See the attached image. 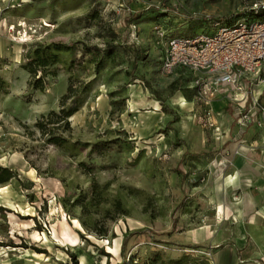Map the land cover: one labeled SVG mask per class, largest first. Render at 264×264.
Masks as SVG:
<instances>
[{
	"label": "rangeland",
	"instance_id": "rangeland-1",
	"mask_svg": "<svg viewBox=\"0 0 264 264\" xmlns=\"http://www.w3.org/2000/svg\"><path fill=\"white\" fill-rule=\"evenodd\" d=\"M7 2L0 5V21L8 23L3 33L10 39L8 56L0 57L6 82L0 93V166L17 178L0 185V207L8 210L0 213V264H72L70 252L79 264H122L125 240V264H214L213 249L192 243L203 215L206 183L199 174L208 165L201 158L207 153L188 151L209 149L210 133L219 126L211 127L213 114L194 102L192 79L162 74L157 28L186 39L193 37L189 22L198 20L196 30L212 36L217 29L201 18L239 15L255 0ZM133 13L157 21L136 25L130 22ZM253 19L263 21L264 13ZM23 29L31 35L25 43L18 41L26 39ZM108 43L117 48L111 57L96 56L103 61L97 74L83 45ZM50 44L75 46L76 65L71 70L73 56L61 53L57 80L44 93H33L23 66L40 45ZM138 49L147 59L139 73L161 98L128 75ZM70 79L91 82V91L70 119L71 131L62 134L67 145L53 146L36 123L59 111ZM113 101L124 102L122 110ZM97 144L109 145L101 158ZM94 184L103 192L100 200L92 199ZM104 228L108 235L102 237L96 231ZM12 243L19 247L5 246Z\"/></svg>",
	"mask_w": 264,
	"mask_h": 264
},
{
	"label": "crops",
	"instance_id": "crops-1",
	"mask_svg": "<svg viewBox=\"0 0 264 264\" xmlns=\"http://www.w3.org/2000/svg\"><path fill=\"white\" fill-rule=\"evenodd\" d=\"M7 25V19L0 21V57L8 56L10 39L3 33ZM171 75L192 79L188 88L196 102L195 74L178 68ZM249 92L246 107L253 98L264 106V72L250 83ZM235 108L236 104L220 94L211 104V120L218 123L221 134L210 133L209 149L192 147L188 151L195 156L207 153L201 158L208 164L199 174L206 183L202 187L203 215L192 243L213 249L214 264H264V132L256 125L240 127Z\"/></svg>",
	"mask_w": 264,
	"mask_h": 264
},
{
	"label": "built area",
	"instance_id": "built-area-1",
	"mask_svg": "<svg viewBox=\"0 0 264 264\" xmlns=\"http://www.w3.org/2000/svg\"><path fill=\"white\" fill-rule=\"evenodd\" d=\"M244 9L258 15L264 11V0H255ZM214 27L217 31L212 36L202 33L193 38H172L167 42L162 74L171 75L178 68L194 73L195 97L208 113H212V102L223 94L236 104L234 112L240 127L256 125L264 132V106L253 98L246 107L250 99V83L264 72V20L256 22L247 18L232 26L215 23ZM12 31L14 27L10 26L9 35L15 42L17 38ZM22 35L26 39L22 40L20 36L18 41L21 43L31 39L27 30L23 29ZM210 126L215 127V124L212 122ZM215 131L217 136L221 134L218 127Z\"/></svg>",
	"mask_w": 264,
	"mask_h": 264
},
{
	"label": "trees",
	"instance_id": "trees-1",
	"mask_svg": "<svg viewBox=\"0 0 264 264\" xmlns=\"http://www.w3.org/2000/svg\"><path fill=\"white\" fill-rule=\"evenodd\" d=\"M263 12H259L258 15H255L252 11L249 9H243L241 14L235 15L231 14L226 17H222L219 19H213V18H201L200 20H206L209 19L210 22L213 23V26L215 23H219L224 26H232L236 21L242 19V18H260L262 16ZM142 14L133 13L130 17V22L138 25L143 23H153L156 22V19H153L152 17L149 18V20L143 19ZM239 18V19H236ZM198 21V20H197ZM196 21V22H197ZM196 22H189L188 26L186 28L192 29V36L195 37L198 34H202L204 32L203 28H198L196 30L195 25ZM186 28L183 30L185 31ZM215 28V27H214ZM158 42L157 44L161 45V58H164L165 51H166V44L172 39V36L169 37L168 34H166L163 27H158ZM182 31V32H183ZM197 31V34H196ZM161 33V34H160ZM194 34H196L194 36ZM161 35V36H160ZM191 37V38H193ZM161 42V43H160ZM117 46L115 44H106L104 48L98 47V46H87L83 45L82 51L85 55H93L94 61H92L93 64L96 63L97 68V74L99 73V70L101 69L103 65L102 60H95L96 56L99 55H105L108 54V56L111 57V55L115 52ZM75 46H67L64 44H50V45H40L32 54H29L27 57L28 63L23 66V69L29 74V82H28V89L31 90L33 93H44L48 87L53 84L57 78H58V69L56 68L59 64H61V53L70 54L73 56L72 61L70 63V68H74L76 65V55L74 54ZM146 55L143 50L138 49L134 50V57L131 64V69L129 71V76L133 80H139L143 83L146 89L154 95L155 98H161L160 93L156 90H154L150 84V82L144 78L139 73V66L141 63L146 62ZM6 82L0 77V93H5L6 90ZM91 85L92 83H81L80 81H74V79L69 80V85L66 94L61 98L60 105H59V111H52L47 115H43L36 123V129H38L42 135L47 138V142L50 145L63 147L67 145L68 140L62 136V134L67 133L71 131V123L70 119L80 111L82 106L85 104L86 99L91 91ZM124 102H117L113 101L112 106L118 107L121 106L120 110H122V107H124ZM167 110V109H166ZM169 110V108H168ZM167 110V111H168ZM170 112V110H169ZM177 121V119L175 120ZM60 133L61 135H58ZM109 148L108 144H97L95 145V151L97 152L98 156L97 158H101V154L103 151H107ZM91 152L90 154H92ZM92 167H96L95 164H93ZM17 175L14 171L4 168L0 166V185H6L12 180L16 179ZM93 191V198L94 200H100L102 198L103 192L100 189L98 184H94L92 186ZM86 199H78L77 203H83ZM81 204V205H83ZM118 208L120 203L117 204ZM65 206H68L67 203H65ZM116 206V205H114ZM8 210L0 207V213L4 214L7 213ZM78 219V218H76ZM85 225V224H84ZM99 233L100 236H107L108 230L106 228L101 229L99 231H96ZM126 243L125 240L122 246V256H124V261L122 264H125V249H126ZM6 247H12L17 248L16 244H10L5 245ZM28 247V246H24ZM190 248L196 247V246H188ZM39 253H47L40 252L39 250H36ZM72 264H79V260L76 254H73L70 252L69 254ZM151 264H156L155 261H153Z\"/></svg>",
	"mask_w": 264,
	"mask_h": 264
},
{
	"label": "bare ground",
	"instance_id": "bare-ground-1",
	"mask_svg": "<svg viewBox=\"0 0 264 264\" xmlns=\"http://www.w3.org/2000/svg\"><path fill=\"white\" fill-rule=\"evenodd\" d=\"M260 88V87H259Z\"/></svg>",
	"mask_w": 264,
	"mask_h": 264
}]
</instances>
